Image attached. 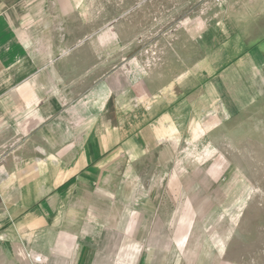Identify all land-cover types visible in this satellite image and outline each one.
Returning a JSON list of instances; mask_svg holds the SVG:
<instances>
[{
  "label": "crops",
  "instance_id": "crops-1",
  "mask_svg": "<svg viewBox=\"0 0 264 264\" xmlns=\"http://www.w3.org/2000/svg\"><path fill=\"white\" fill-rule=\"evenodd\" d=\"M0 4V264H169L146 234L158 224L138 225L118 258L108 238L129 233L138 200L143 218L161 213L149 204L176 145L216 119L215 89L261 74L264 39L237 35L148 75L114 62L108 23L82 32L102 21L78 15L82 0Z\"/></svg>",
  "mask_w": 264,
  "mask_h": 264
},
{
  "label": "rangeland",
  "instance_id": "rangeland-1",
  "mask_svg": "<svg viewBox=\"0 0 264 264\" xmlns=\"http://www.w3.org/2000/svg\"><path fill=\"white\" fill-rule=\"evenodd\" d=\"M78 15L102 18L82 32L108 23L118 34L114 62L124 59L148 75L165 61L196 62L200 52L237 35L251 44L264 39V0H82ZM243 79L242 88H214L216 119L210 115L195 124L199 133L179 140L152 193L150 208L161 213L143 218L138 200L129 233L108 238L114 257L126 252L122 243L143 235L136 230L145 221L162 226L146 234L160 243L163 263L177 257L180 264H264V69Z\"/></svg>",
  "mask_w": 264,
  "mask_h": 264
}]
</instances>
